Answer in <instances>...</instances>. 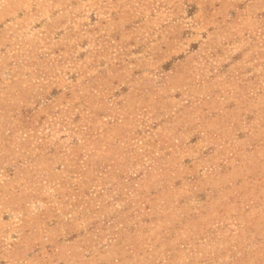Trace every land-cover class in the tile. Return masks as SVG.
Returning <instances> with one entry per match:
<instances>
[{"label": "rangeland", "instance_id": "obj_1", "mask_svg": "<svg viewBox=\"0 0 264 264\" xmlns=\"http://www.w3.org/2000/svg\"><path fill=\"white\" fill-rule=\"evenodd\" d=\"M0 264H264V0H0Z\"/></svg>", "mask_w": 264, "mask_h": 264}]
</instances>
